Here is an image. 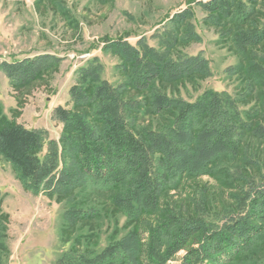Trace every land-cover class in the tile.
Returning a JSON list of instances; mask_svg holds the SVG:
<instances>
[{
  "label": "trees",
  "instance_id": "trees-1",
  "mask_svg": "<svg viewBox=\"0 0 264 264\" xmlns=\"http://www.w3.org/2000/svg\"><path fill=\"white\" fill-rule=\"evenodd\" d=\"M196 4L238 53L239 62L226 69L227 77H235L233 90L207 88L194 99L176 92L212 75L202 52L180 54L175 48L180 39L197 40L190 27L187 36L165 32L160 47L144 39L103 41L105 52L120 57V79L103 77L97 57L80 66L71 106L54 111L63 125L58 140L0 109V157L24 189L68 204L66 233L99 217L84 194L88 185L109 194L108 204L126 217L123 235H112L105 246H81L80 239L93 238L91 229L55 264H264V20L252 0ZM189 17L187 8L173 20ZM61 59L46 53L3 61L0 69L13 89L24 90L43 82ZM202 176L220 183L222 188L209 190L232 202L228 210L212 211L206 183L194 188L200 192L197 209L183 211L171 201L162 206L168 190ZM3 201L0 193V259L9 221Z\"/></svg>",
  "mask_w": 264,
  "mask_h": 264
},
{
  "label": "rangeland",
  "instance_id": "rangeland-1",
  "mask_svg": "<svg viewBox=\"0 0 264 264\" xmlns=\"http://www.w3.org/2000/svg\"><path fill=\"white\" fill-rule=\"evenodd\" d=\"M197 1L0 0V64L46 53L62 58L43 82L38 81L24 90L13 89L0 69L1 111L26 128L46 129L50 138L58 140L63 125L54 111L59 105L71 106L70 88L80 66L97 57L104 65L103 77L112 82L120 79L116 68L120 57L105 52L103 41L124 37L137 44L138 40L144 39L148 45L160 47L165 32L187 36L190 27L195 28L197 40L181 43L180 39L175 48L180 54L202 52L209 59L212 75L195 84L181 85L176 92L194 99L207 88L233 90L235 77H227L226 69L239 62L238 53L230 40L227 42L222 36L223 28L205 21L206 13L196 4ZM252 1L256 14L261 21L264 20V0ZM187 8L190 17L186 21L173 20L177 13ZM192 182L193 186H190ZM194 183L198 186L195 187ZM204 183L208 190L204 196L212 201V211L228 210L232 202L210 192L212 186L215 191L222 187L208 176L168 190L162 206L171 201L183 211L197 209L195 206L201 202L195 196L200 192L194 188L199 189ZM84 189L88 203L93 201L99 209V217L77 223L66 233L63 213L68 204L46 192L33 193L24 189L12 165L0 157V193L4 196L3 210L9 215L0 264H55L76 237L92 232L91 229L95 233L93 238L89 242L80 239L81 246H105L112 235H123L128 228L126 217L108 204L109 194L91 185ZM167 264L178 262L173 260Z\"/></svg>",
  "mask_w": 264,
  "mask_h": 264
}]
</instances>
